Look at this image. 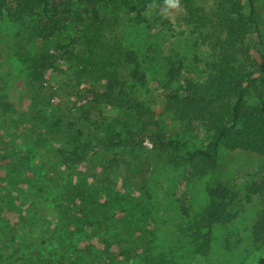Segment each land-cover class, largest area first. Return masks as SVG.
Returning <instances> with one entry per match:
<instances>
[{
    "label": "rangeland",
    "instance_id": "374dc122",
    "mask_svg": "<svg viewBox=\"0 0 264 264\" xmlns=\"http://www.w3.org/2000/svg\"><path fill=\"white\" fill-rule=\"evenodd\" d=\"M46 1L26 21L0 14V264H259L264 246L252 230L262 197L253 187L264 157L222 146L217 168L196 177L151 139L163 131L180 155L212 139L198 121L165 113L167 95L186 80L203 83L214 59L182 1L105 0L100 21L80 0ZM255 4L260 31L247 42L256 58L264 17L262 0ZM126 49L136 52L143 84L125 64ZM46 53L52 65L43 70L37 60ZM108 62L132 102L151 109L146 131L133 110L95 99ZM210 185L232 191L235 217L215 225L203 254L186 227L208 204ZM106 201L115 206L101 209Z\"/></svg>",
    "mask_w": 264,
    "mask_h": 264
},
{
    "label": "trees",
    "instance_id": "16d2710c",
    "mask_svg": "<svg viewBox=\"0 0 264 264\" xmlns=\"http://www.w3.org/2000/svg\"><path fill=\"white\" fill-rule=\"evenodd\" d=\"M80 1L90 6L95 21L101 20L98 5L105 0ZM114 1L117 3V0ZM181 1L194 31L210 44L214 59L208 63L209 74L203 83L186 80L184 88L167 95L165 113H173L181 121H198L212 139L205 147L186 150L183 155L173 152L163 131L152 133L151 139L160 151L167 152L168 162L174 166L188 165L191 174L200 177L217 168L222 146L229 150L255 152L264 157V52L257 51L255 58L247 42L251 30L260 31L261 23L255 0H211L210 8L200 5L198 0ZM46 3V0H0V14L6 12L10 18L26 21L37 15L39 8ZM261 13L264 17V0ZM28 29L36 33L35 29ZM37 63L43 70L50 68L51 55L44 54ZM125 64L133 67V76L143 84L145 75L139 69L134 50H125ZM108 66L105 68L109 73L106 90L97 92L95 99L105 101L113 108L133 110L142 130L146 131L152 125L151 109L144 108L134 99L132 102V98L123 90L124 83L118 79L117 68L113 67L112 62H108ZM32 79L37 81L40 76L33 75ZM61 122L62 119L58 117L53 125L60 126ZM71 140L70 146L74 150L80 148L76 136ZM253 189L261 195L262 206L252 233L254 240L264 246V169L261 181ZM207 192L210 197L208 204L186 227L196 252L203 254L211 249L215 225L235 217L230 210L233 194L227 186L210 185ZM107 206L115 205L113 201L100 204L101 209ZM259 264H264V257L260 258Z\"/></svg>",
    "mask_w": 264,
    "mask_h": 264
},
{
    "label": "clouds",
    "instance_id": "9594fccd",
    "mask_svg": "<svg viewBox=\"0 0 264 264\" xmlns=\"http://www.w3.org/2000/svg\"><path fill=\"white\" fill-rule=\"evenodd\" d=\"M171 8H178L180 0H167Z\"/></svg>",
    "mask_w": 264,
    "mask_h": 264
}]
</instances>
